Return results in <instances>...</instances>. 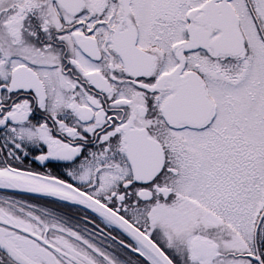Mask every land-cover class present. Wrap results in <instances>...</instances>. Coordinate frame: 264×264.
Returning a JSON list of instances; mask_svg holds the SVG:
<instances>
[{"label":"snow or ice","instance_id":"6c2138e0","mask_svg":"<svg viewBox=\"0 0 264 264\" xmlns=\"http://www.w3.org/2000/svg\"><path fill=\"white\" fill-rule=\"evenodd\" d=\"M0 264H264V0H0Z\"/></svg>","mask_w":264,"mask_h":264}]
</instances>
